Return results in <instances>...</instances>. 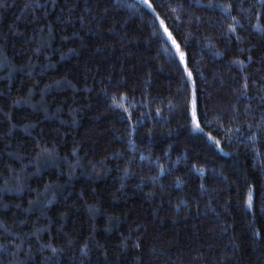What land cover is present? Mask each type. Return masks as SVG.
I'll use <instances>...</instances> for the list:
<instances>
[{
	"label": "trees",
	"instance_id": "1",
	"mask_svg": "<svg viewBox=\"0 0 264 264\" xmlns=\"http://www.w3.org/2000/svg\"><path fill=\"white\" fill-rule=\"evenodd\" d=\"M0 264H264V0H0Z\"/></svg>",
	"mask_w": 264,
	"mask_h": 264
},
{
	"label": "snow or ice",
	"instance_id": "2",
	"mask_svg": "<svg viewBox=\"0 0 264 264\" xmlns=\"http://www.w3.org/2000/svg\"><path fill=\"white\" fill-rule=\"evenodd\" d=\"M165 33L168 35L169 39H171V34L168 33L167 28H165ZM176 42L173 40V44ZM177 50L179 51V45H177ZM181 59H183V53H181ZM189 76H191V73H189ZM193 121L196 123V101H193ZM196 127L199 128V124L196 123Z\"/></svg>",
	"mask_w": 264,
	"mask_h": 264
}]
</instances>
